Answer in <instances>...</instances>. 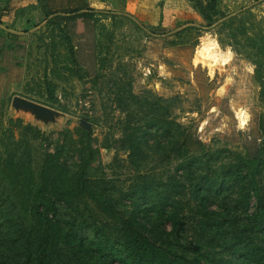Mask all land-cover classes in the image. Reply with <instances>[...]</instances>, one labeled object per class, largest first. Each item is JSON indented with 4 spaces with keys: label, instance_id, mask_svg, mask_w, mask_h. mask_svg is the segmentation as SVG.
<instances>
[{
    "label": "rangeland",
    "instance_id": "1",
    "mask_svg": "<svg viewBox=\"0 0 264 264\" xmlns=\"http://www.w3.org/2000/svg\"><path fill=\"white\" fill-rule=\"evenodd\" d=\"M155 3L170 14L153 24L94 10L48 26L30 7L0 18L1 260L23 258L9 221L17 215L5 214L16 194L2 166L7 152L29 150L37 169L43 154L61 151L59 162L75 173L86 131L94 153L86 178L94 186L120 206L138 192L142 201L148 196L165 205L174 193L168 186H179L175 202L185 198L182 144L198 176L234 164L246 145H264V85L255 72L257 65L264 72V0H218L212 26L194 0ZM207 42L229 57L226 64L212 67L198 56ZM240 110L248 113L244 126ZM238 191L224 201H235ZM243 211L237 209L239 225L206 224L202 237L212 244L213 262L264 261V235L243 220ZM184 216L191 222L184 229H191L193 214Z\"/></svg>",
    "mask_w": 264,
    "mask_h": 264
},
{
    "label": "trees",
    "instance_id": "2",
    "mask_svg": "<svg viewBox=\"0 0 264 264\" xmlns=\"http://www.w3.org/2000/svg\"><path fill=\"white\" fill-rule=\"evenodd\" d=\"M217 1L194 0V8L207 26L214 22ZM39 3L48 26L60 27L58 18L91 11L85 0ZM255 72L264 85V72H260L258 65ZM90 141V135L84 131L82 159L75 173L59 162L61 151L43 154L37 169L31 165L29 150L6 153L2 163L4 175L16 194L15 203L6 208L5 214L14 211L17 215V219L11 217L9 221L14 220V243L23 258L0 259V264H233L225 258L213 262L212 244L202 235L210 221L239 225L237 209L241 207L243 220L264 235V145H246L244 155L237 154L234 164H222L209 170L211 175L198 176L191 162L194 158L188 157V147L182 144L185 198L175 202L179 186H168L167 191L174 193L169 195L168 203L163 202L166 209L161 201L148 196L142 201L140 192L130 197V201L134 198L132 203L120 206L101 186H94L86 178L87 166L94 157ZM236 187V200L226 203L224 200ZM143 195H147L145 189ZM67 210L72 212L71 216H65ZM185 214H193L191 229H184L191 225ZM95 217L100 220L91 221ZM184 231L190 237L182 235ZM188 238L194 247L192 254L184 251ZM256 247L260 244L256 243Z\"/></svg>",
    "mask_w": 264,
    "mask_h": 264
},
{
    "label": "crops",
    "instance_id": "3",
    "mask_svg": "<svg viewBox=\"0 0 264 264\" xmlns=\"http://www.w3.org/2000/svg\"><path fill=\"white\" fill-rule=\"evenodd\" d=\"M42 0H0V11L4 10L3 15H9L16 11L22 12L30 7L34 12H41ZM91 11H82L80 14H88L92 11L107 12L129 17L131 20H139L143 23L153 24L162 20L170 14V10L156 7L155 0H85ZM6 10V11H5ZM165 15V16H164ZM1 18V17H0ZM0 22H2L0 20ZM3 23V22H2Z\"/></svg>",
    "mask_w": 264,
    "mask_h": 264
},
{
    "label": "bare ground",
    "instance_id": "4",
    "mask_svg": "<svg viewBox=\"0 0 264 264\" xmlns=\"http://www.w3.org/2000/svg\"><path fill=\"white\" fill-rule=\"evenodd\" d=\"M198 56L201 58H205L206 61L210 62V65L213 67L218 63L226 64L228 62V56L224 55L218 48L217 44L207 42L203 44L201 48H199ZM228 57V58H227ZM211 67V68H212ZM212 70V69H211ZM247 112L240 110L238 112L239 119L241 124L244 126L247 120Z\"/></svg>",
    "mask_w": 264,
    "mask_h": 264
},
{
    "label": "water",
    "instance_id": "5",
    "mask_svg": "<svg viewBox=\"0 0 264 264\" xmlns=\"http://www.w3.org/2000/svg\"><path fill=\"white\" fill-rule=\"evenodd\" d=\"M39 110H40V113H41L42 115H47V114H49V111L46 110V109H44V108H40Z\"/></svg>",
    "mask_w": 264,
    "mask_h": 264
}]
</instances>
